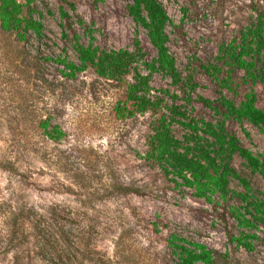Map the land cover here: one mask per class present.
Instances as JSON below:
<instances>
[{
	"label": "rangeland",
	"instance_id": "374dc122",
	"mask_svg": "<svg viewBox=\"0 0 264 264\" xmlns=\"http://www.w3.org/2000/svg\"><path fill=\"white\" fill-rule=\"evenodd\" d=\"M131 1L35 0L42 38L29 33L20 40L0 29V264H171V245L183 241L205 244L213 264H264V226L247 227L237 218L246 214L244 201L214 195L209 202L145 158L158 115L116 112L130 75L116 82L91 67L74 79L62 73L58 59L79 63L74 33L84 44L94 37L103 50H134L138 36L146 58L156 57L147 30L129 15ZM159 1L172 21L166 31L176 66L198 86L187 104L168 75L154 72L151 95L182 105L190 118L213 122L223 118L222 111L197 101L199 95L216 100L222 92L239 103L253 89L264 109V86L246 81L244 71L234 70L229 90L207 70L216 65L217 77H226L221 46L264 15V0ZM62 8L70 18L62 17ZM139 70L148 73L141 63ZM161 89L179 98L173 101ZM44 122L63 134L49 137ZM226 127L264 159L258 126L230 118ZM171 131L181 140L187 133L177 122ZM232 164L252 194L264 199V178L239 155ZM230 188L247 191L237 178ZM242 232L255 235L250 251L231 241Z\"/></svg>",
	"mask_w": 264,
	"mask_h": 264
},
{
	"label": "trees",
	"instance_id": "16d2710c",
	"mask_svg": "<svg viewBox=\"0 0 264 264\" xmlns=\"http://www.w3.org/2000/svg\"><path fill=\"white\" fill-rule=\"evenodd\" d=\"M34 1L0 0V29L16 33L20 40L26 39L29 33L42 38L44 25L34 17ZM127 10L133 20L147 30L149 40L157 51L156 57L152 60L146 58L138 36L133 42L134 50H103L94 45V37L91 42L84 44L79 34L74 33L73 47L79 63L65 58L58 59L64 67L62 73L69 79H74L91 67L99 77L116 82H122L130 75L132 81L127 83L126 99L116 112L121 117L148 112L158 115L151 127L145 158L158 164L167 174H172L175 183L181 179L185 186L195 190L198 197L209 202L213 201L214 195H219L224 200L237 196L246 203L244 211L250 216L246 217L245 214L237 218L247 227L264 226V199L252 194L249 182L237 173L232 164L235 155H239L247 168L264 178V159L243 146L237 135L226 127L227 119L232 118L239 123L247 120L264 133V109L257 104L256 92L253 89L247 91L239 103L222 92L216 100L199 95L197 101L215 110L217 114L222 111L223 118L216 122L205 118H190L182 105L164 104L162 97L154 98L150 84L154 72L168 75L176 89L182 92V98L187 104L193 101L192 92L198 84L192 76L183 78L176 66V60L168 46L169 35L166 31V26L172 24V21L163 4L159 0H132L127 5ZM61 15L64 19L70 18L63 8ZM79 23L84 25L81 20ZM220 52L219 58L228 66L226 77H217L220 67L216 65L207 67V70L216 77L221 87L233 90L232 74L235 69L244 71L246 81L260 82L264 86V15L259 14L253 25L241 32L239 39H232L228 44L222 45ZM140 63L148 71L147 74L139 70ZM259 64L262 69L258 67ZM159 92L167 94L173 101L179 98L178 93L171 94L162 89ZM175 122L182 124L187 130L183 140L172 134L171 124ZM42 126L51 138L63 134L58 126L51 127L46 122ZM246 134L249 135L248 132ZM231 178L239 179L244 184L246 193L232 190ZM254 237L253 234L242 232L239 236L232 235L231 241L250 251L253 248L251 238ZM171 247L176 255L171 264L214 263L213 252L205 244L183 241L173 243Z\"/></svg>",
	"mask_w": 264,
	"mask_h": 264
}]
</instances>
